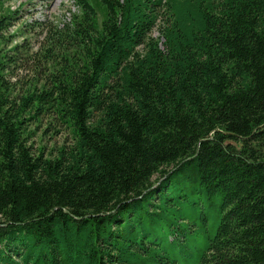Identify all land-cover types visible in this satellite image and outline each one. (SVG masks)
<instances>
[{
  "label": "trees",
  "instance_id": "trees-1",
  "mask_svg": "<svg viewBox=\"0 0 264 264\" xmlns=\"http://www.w3.org/2000/svg\"><path fill=\"white\" fill-rule=\"evenodd\" d=\"M75 1L0 34V264H264V0Z\"/></svg>",
  "mask_w": 264,
  "mask_h": 264
},
{
  "label": "rangeland",
  "instance_id": "rangeland-1",
  "mask_svg": "<svg viewBox=\"0 0 264 264\" xmlns=\"http://www.w3.org/2000/svg\"><path fill=\"white\" fill-rule=\"evenodd\" d=\"M4 12H12L10 19L0 34L3 48L12 58L4 72L8 84L25 82L34 75L33 69L40 67L39 47L45 36L44 28L50 24L60 25L69 21L79 12L75 0H4ZM153 36H158L154 29ZM13 45L19 46L17 53L9 52ZM68 131L61 130L39 133L33 140L34 147L44 146L46 150H55L70 141Z\"/></svg>",
  "mask_w": 264,
  "mask_h": 264
},
{
  "label": "bare ground",
  "instance_id": "bare-ground-1",
  "mask_svg": "<svg viewBox=\"0 0 264 264\" xmlns=\"http://www.w3.org/2000/svg\"><path fill=\"white\" fill-rule=\"evenodd\" d=\"M53 1V0H52Z\"/></svg>",
  "mask_w": 264,
  "mask_h": 264
}]
</instances>
